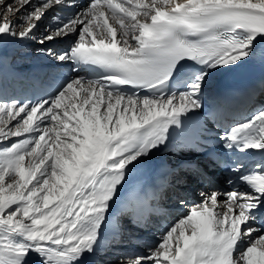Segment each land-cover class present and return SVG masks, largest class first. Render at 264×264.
I'll use <instances>...</instances> for the list:
<instances>
[{
    "label": "snow or ice",
    "instance_id": "obj_1",
    "mask_svg": "<svg viewBox=\"0 0 264 264\" xmlns=\"http://www.w3.org/2000/svg\"><path fill=\"white\" fill-rule=\"evenodd\" d=\"M9 43L51 71L0 77V264H264V81L242 121L212 96L264 62V0H0Z\"/></svg>",
    "mask_w": 264,
    "mask_h": 264
},
{
    "label": "bare ground",
    "instance_id": "obj_2",
    "mask_svg": "<svg viewBox=\"0 0 264 264\" xmlns=\"http://www.w3.org/2000/svg\"><path fill=\"white\" fill-rule=\"evenodd\" d=\"M15 19V17L13 18ZM47 23V21H45ZM41 28H43V24L41 25ZM39 35V32H38ZM66 45H57V48L65 47ZM34 45H27L22 46L19 44H12L9 43L7 48L4 50V55L7 57H13L14 58V64L20 68V69H27V67L35 66L39 72H42L45 70V72H50L51 69L47 67V64L45 61H42L38 59L37 55L33 53ZM66 71V69L64 70ZM222 74V73H221ZM220 75V74H219ZM219 75L215 78L214 84L219 78ZM174 156H170L168 154H161V163L167 162L168 160H174ZM226 184H222L221 190H226ZM167 200L162 201L164 205L169 206V212L170 217L168 220L174 221L181 213L186 212V208H175L170 205V202L166 203ZM168 220L166 219H160L159 222L153 226L151 229L152 233H155V237H159L160 233L162 232V229L167 226ZM145 239H151V234L145 237ZM154 242V240H152ZM135 243H143V241H135Z\"/></svg>",
    "mask_w": 264,
    "mask_h": 264
},
{
    "label": "rangeland",
    "instance_id": "obj_3",
    "mask_svg": "<svg viewBox=\"0 0 264 264\" xmlns=\"http://www.w3.org/2000/svg\"><path fill=\"white\" fill-rule=\"evenodd\" d=\"M6 2H11V0H6ZM169 202V201H168Z\"/></svg>",
    "mask_w": 264,
    "mask_h": 264
}]
</instances>
